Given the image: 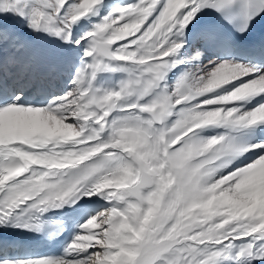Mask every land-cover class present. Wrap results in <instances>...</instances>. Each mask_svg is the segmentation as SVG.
Masks as SVG:
<instances>
[{"label":"snow or ice","instance_id":"1","mask_svg":"<svg viewBox=\"0 0 264 264\" xmlns=\"http://www.w3.org/2000/svg\"><path fill=\"white\" fill-rule=\"evenodd\" d=\"M264 0H0V264H264Z\"/></svg>","mask_w":264,"mask_h":264}]
</instances>
